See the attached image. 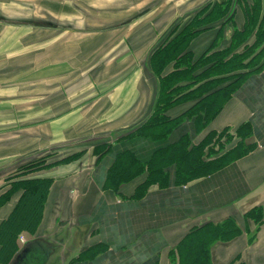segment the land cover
<instances>
[{
	"label": "crops",
	"instance_id": "obj_1",
	"mask_svg": "<svg viewBox=\"0 0 264 264\" xmlns=\"http://www.w3.org/2000/svg\"><path fill=\"white\" fill-rule=\"evenodd\" d=\"M164 2L174 5L178 12L172 16L169 11H160L157 18L190 13L189 19L197 14V18L206 19L190 40L192 61L212 54V65L220 60L222 68L228 70L238 64L243 75L234 90L213 92L210 120L205 126L204 120L197 117V108H202L188 113L191 103L183 98L168 109L172 122L162 129H144L160 95L162 78L153 59L160 45L152 49L148 62L140 65L139 58L146 53L140 54L145 48L140 49L139 41L106 37L108 47L101 44V48L105 47L104 55L111 57L98 64L107 68L108 76L116 78L115 84L96 98L95 108L86 109L83 99L81 107L67 111L70 124L60 126L55 122L46 130L41 128V140L34 148L53 154L50 148L70 141V147L77 150L63 156L60 163L53 160L50 163L56 162L54 165L26 173L22 172L23 166L19 170L22 174L16 172L0 181V264H179L183 253L180 246L188 233L228 218L236 221L240 232L211 245L212 264H237L238 260L264 264V223L248 215L253 208L264 206V37L258 44L264 32V0ZM215 3H228V9L202 11ZM217 19L222 21L213 23ZM172 34L166 35L163 42H169ZM52 53L42 59L45 70L42 67L39 84L41 90L51 93L58 91L59 83ZM212 73L218 76L219 71ZM49 109L53 113L54 108ZM223 131L235 137L221 138L220 146L218 138ZM207 136L202 159L224 155L225 163L179 182L177 163L170 153L182 138L199 144ZM241 137L250 147L244 154L234 150ZM52 154L47 155L54 158ZM128 157L133 161L130 179L118 184V180L109 178L110 169ZM149 175L151 181L146 180ZM43 178L50 179L51 184L40 218L35 224L31 216L28 222L13 225L23 203L9 219L24 186L30 179ZM11 227L8 236L5 232Z\"/></svg>",
	"mask_w": 264,
	"mask_h": 264
},
{
	"label": "rangeland",
	"instance_id": "obj_2",
	"mask_svg": "<svg viewBox=\"0 0 264 264\" xmlns=\"http://www.w3.org/2000/svg\"><path fill=\"white\" fill-rule=\"evenodd\" d=\"M164 1L0 0V181L30 165L35 156L49 167L51 161L60 163L63 156L77 150L70 147V141L50 148L55 151L53 154L34 151V148L40 142L37 140H41V128L46 130L55 122L60 126L70 124L67 111L74 106L81 107L83 99L86 109L95 108L96 98L115 84L116 78L108 76L107 68L98 64L99 60L105 63L111 57L104 55L108 47L106 37L139 41L140 49L145 48V51L139 50L140 54L146 53L139 58L142 65L148 62L152 49L164 43L166 35L173 33L174 36L191 20L190 13L170 19L160 15L157 18L160 11H169L172 16L178 12V8L174 11V5L169 6ZM190 40L186 41L187 47ZM262 42L260 39L258 44ZM101 44L105 47L101 48ZM51 52L59 75L58 91L52 93L39 88L44 68L42 59ZM193 58V54L189 55L186 62ZM238 76L233 72L226 76L227 80L219 82L230 83ZM50 106L54 108L53 113ZM42 110L44 113H40ZM227 133L225 135L235 137L230 131ZM32 199L23 203L13 225L30 220L34 213ZM11 230L12 227L5 233L9 236Z\"/></svg>",
	"mask_w": 264,
	"mask_h": 264
},
{
	"label": "trees",
	"instance_id": "obj_3",
	"mask_svg": "<svg viewBox=\"0 0 264 264\" xmlns=\"http://www.w3.org/2000/svg\"><path fill=\"white\" fill-rule=\"evenodd\" d=\"M227 9L228 3H215L213 7H211V4L207 5V7H205L202 11H226ZM198 16L199 14L187 22L169 42L165 41L162 43L154 53L156 59L154 56L153 59L158 66L157 71L162 78V84L160 87V95L155 112L147 120V122H145L144 126H142L144 129L147 127L151 129H157L161 128V126H164V124L172 122L173 119L170 117V115H168V109L177 105L180 99L183 100V98L186 99L188 103H191V108L187 111L188 113L190 110L196 107H201L203 110H206L207 108L204 114L201 113L202 109L197 108V111H199L197 114L198 120H204L203 122L205 126V124H207V122L210 120L209 108L213 92H220L223 90L229 93L232 92L238 80L243 75L242 72H239L238 64V68L236 65H234L233 68H229L228 70L222 68V62L220 60L214 61L213 65L210 64L209 61L212 54L202 56L197 61H192L191 59L189 60L190 62H186L188 56L192 55V51L188 49L186 41H189L190 38L192 39L194 37L195 33L198 31V28L201 27L200 23L206 20L205 18H197ZM207 21L211 22L212 20ZM221 21V19H217L213 20V23H218ZM260 37H264V32L259 35L258 39H260ZM250 49H253V47L248 49L249 52ZM171 63L172 66L169 67ZM166 69L169 70L166 71ZM215 69H218L219 71L217 74L218 76H212V72H214ZM233 72H237L239 75L236 80H233L230 83L219 82L221 80H227L228 77L226 76ZM184 77L186 79H183ZM199 78H201V80ZM220 108L221 107H219V109ZM227 132L228 131H223L219 135L218 140L220 142L221 138L231 139V136L225 135ZM130 134L131 131L127 132L128 136ZM157 134L163 135L165 133L164 131H158ZM208 136L199 144H193L189 138H182L179 142H177L181 143L176 145L177 148L172 150L170 153L177 163L176 179L179 182H186L193 179L194 177L206 174L213 168L215 169L217 167H221L225 163L224 155L214 157L209 160L202 159L204 148L207 144L206 139ZM210 140L211 137L208 139V141ZM242 140L243 138L241 137L234 147V150H236V152L239 154H244L250 149L249 146L244 145ZM189 145H192L190 150L188 148ZM42 161L44 160L40 159L32 162L30 165L22 168V172H32L46 167V164L48 163L45 162L43 165ZM130 162H133L130 157H128L126 161L122 159L118 160V163L114 164V166H112L110 169L109 178L112 180H118V184L124 179H130V176L128 177V173H130V170L132 169ZM53 163L56 162H52L51 164ZM20 173L21 172H19V174ZM149 176H147V181L152 180L151 175ZM50 184V179H30L27 185L24 186L25 191L20 197L16 210L14 211V214L11 215L9 220H11L15 213H17L22 203L33 197L34 199H32V208L34 213L32 215V223L35 224L36 219H39L42 214L41 207L45 202ZM248 215L254 218L256 222L258 221L260 223H264V206L253 208ZM19 224L20 223H18V225ZM2 225L3 223L0 225V228ZM239 232L240 228L233 218H228L217 224L206 223L200 227L194 228L190 233H188L184 239V242L180 246V250L183 251V253L180 254L181 258L179 264H212L210 254L211 245L217 240H230ZM181 247L183 248L181 249ZM238 261L239 262L237 264H245L243 261Z\"/></svg>",
	"mask_w": 264,
	"mask_h": 264
}]
</instances>
